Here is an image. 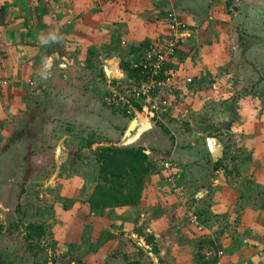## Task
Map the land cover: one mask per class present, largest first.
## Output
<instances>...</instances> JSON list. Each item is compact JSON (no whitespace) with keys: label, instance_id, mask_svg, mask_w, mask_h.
Masks as SVG:
<instances>
[{"label":"crops","instance_id":"1","mask_svg":"<svg viewBox=\"0 0 264 264\" xmlns=\"http://www.w3.org/2000/svg\"><path fill=\"white\" fill-rule=\"evenodd\" d=\"M172 15L179 16L189 25L188 36L172 64L181 78L176 81L174 89L179 108L172 111L171 117L179 119L180 106L187 108L180 112L194 114L207 109L209 104L213 107V101L218 107L223 96L210 98L212 90H206L202 85L207 77L216 79L217 87H222L225 82L240 87L257 80L259 71L254 69L264 65V0H239L238 3L233 0H0V117L5 119L0 121V130L6 133L0 136V148L5 146V141L13 140L9 133L12 126H15L14 131H27L34 116L42 111L60 115V108L71 121L72 130L79 134L84 131L111 133L107 136L113 139L111 136H117L122 128V132H126L129 117L116 113L118 110L108 108L102 102V94L111 83L106 68L108 64L111 68V64L117 61L123 77H127L123 64L135 61L150 42L167 38L171 32ZM208 61H214L215 65H207ZM261 83L262 80L259 85ZM252 88L253 85L248 87L249 92ZM32 92L40 101L48 100V108L32 104ZM251 96L255 97L254 94ZM235 101L240 99L235 97ZM226 104L220 103L219 112V117L224 115L225 119L231 117L230 112L233 116L234 111L231 103ZM114 113L125 116L123 118L127 121L120 116L118 121H111L116 117ZM102 118L106 119L103 125L98 123ZM225 121L234 124L232 119ZM248 123L251 133L253 127L250 120ZM200 125L199 131L203 133L220 127L219 123L209 125L207 121ZM169 128L177 138L176 130ZM234 129L232 126L229 131L235 132ZM208 136L214 137L223 147L214 132ZM176 138L169 158L179 164L187 163L195 148H183L180 152V141ZM249 141H252L249 143L251 154L241 164V175L252 170L255 179L264 184V139ZM192 169L201 171L198 166ZM160 170L159 174L152 176V183L148 186L147 200L154 208L165 199L158 194L159 190L167 188L171 181L167 171ZM215 182L211 185L214 186ZM221 185L216 191H208L209 195L203 193L199 202L206 201L216 212L229 214L232 223L227 227H233L235 231L230 234L225 229L215 238L213 231L219 226L213 224L207 228L199 221L211 235L208 240L202 238L204 246L217 242L223 251L222 254L210 252V260L205 264H264V207L245 203L239 207L240 214L235 203L230 202L225 207L221 201L230 200L226 192L234 191V188L233 184L223 181ZM209 186L206 184L207 189ZM227 186H231V190ZM175 204L172 208H176ZM204 216L207 219L210 214ZM175 227L167 223L166 235L176 236L173 239L177 241L176 254L186 249L196 236L181 226L185 236L177 239L183 235V230L179 235L173 230ZM178 258L180 261L182 256Z\"/></svg>","mask_w":264,"mask_h":264},{"label":"rangeland","instance_id":"2","mask_svg":"<svg viewBox=\"0 0 264 264\" xmlns=\"http://www.w3.org/2000/svg\"><path fill=\"white\" fill-rule=\"evenodd\" d=\"M207 65H215V62L208 61ZM254 70L259 71V75L257 80H251L248 85L237 87V84L225 82L222 87H217V80L212 77H207L202 84L206 90H212L210 98L223 96L219 100L221 105L231 103L233 116L230 112L229 118L225 119L224 115L219 117L221 106L220 103L218 107L215 106L214 101L213 107L209 104L207 109H203L199 114L182 113L180 110L187 108L180 106L177 115L179 119L171 117L170 113L149 118L150 127L142 128L134 140L123 145L144 146L151 161L161 163L162 168V163L168 158L167 155L171 153L176 142L175 134L173 137L172 131L165 130L166 125L168 129L170 126L176 130L180 152L183 148H195L191 160L178 163V168L175 167L176 174L167 188L158 189V194L163 196L166 202L165 199L162 200L155 208L147 200V194H150L148 185L140 206L93 210L88 204L99 171L97 149L109 140L110 136L107 135L111 133H77L72 130L71 121L62 108L59 110L60 115H50L42 111V114L34 118L30 116L34 121L30 123V127L27 126V131H14L15 126H12L13 129L10 128L9 133L13 135V140L5 141V146L0 148V264H131L137 260L140 264H167L175 254L177 243L173 240L176 236L166 235L167 223L171 227L176 225L173 230L179 235L183 230V235H177V239L185 236V230L181 226L196 236L188 243L186 249L176 252L172 260L179 264H205V261L210 260V252L217 254L221 249L218 248L217 242L201 246L202 238L208 240L211 235L205 227L200 229L194 218L203 222L207 228L208 225H218L219 229L213 231L215 238L223 234L225 229L230 234L235 229L227 227L228 223H232L229 214L216 212L217 210L206 201L199 202L197 195L201 190L209 195L208 191H216L217 187L221 188L222 181L227 182L233 184L234 191L226 192V196L231 199H222V205L228 207L230 202L235 203L237 211L245 203L264 207V184L255 179L252 170H248L247 175L238 176L236 167H239V164L229 160L231 155L242 154L248 157L251 154L249 143L252 141L249 139H264V94L260 95L264 93V65ZM261 80L262 84L259 85ZM7 82L9 83L4 81L5 84ZM251 84L253 88L249 92L248 87L251 88ZM34 93H31V103L36 107L48 108V100L40 101ZM252 93L255 97L251 96ZM235 97L240 101H235ZM116 113V117L111 119L113 122L118 121L119 116L125 117ZM205 119L209 125L219 123L220 127L216 126L219 130L213 129L212 132L223 143V148L226 146L230 149L227 160L232 169L231 173L214 166L224 153L222 150L219 159L213 160L206 142V136L212 132L199 131L202 128L200 123H206ZM231 119L234 124L226 123L225 120ZM3 120L5 119L0 117V121ZM101 120L98 123L103 125L106 119ZM248 120L253 127L251 133ZM226 125L228 127H225ZM232 126L236 128L235 132L229 131ZM1 131L5 130H0V136L3 134ZM124 135L125 131H120L117 136L112 135L111 137L116 139L111 140L119 146ZM195 166L201 171L192 169ZM160 169L158 170L161 171ZM147 179L152 183L151 177L147 176ZM216 180L219 181L216 183ZM214 182L216 184L211 185ZM208 183L210 186L207 189ZM227 187L231 190V186ZM174 204L176 208H172ZM205 213L210 214L207 219ZM39 224L46 226V233L40 239L34 238L30 244L27 240L28 232L32 231L30 227ZM165 238L166 243H163ZM155 243L162 245L163 248H160L164 254L153 252ZM141 251L144 254L140 257ZM180 255L182 259L179 261ZM168 257L171 259H167Z\"/></svg>","mask_w":264,"mask_h":264},{"label":"trees","instance_id":"3","mask_svg":"<svg viewBox=\"0 0 264 264\" xmlns=\"http://www.w3.org/2000/svg\"><path fill=\"white\" fill-rule=\"evenodd\" d=\"M182 44L183 43L180 42L178 43V46ZM123 68L127 72V77L123 79L125 81H121L134 82L138 75V69L134 68L132 64H123ZM102 75L105 76L104 71L102 72ZM116 82L117 81H114L113 83ZM107 91L108 88L102 96H104ZM103 104L107 107L104 102ZM136 106L141 112L143 111L140 104L136 103ZM120 112L127 115V113L122 110H120ZM128 117L129 120H131V116L129 115ZM164 128L165 130H168V132L171 131L166 125ZM120 131H123V128ZM171 136L174 137L173 133ZM102 144L104 145L97 149V162L99 164L97 183L88 199V204L93 210H104L123 206H139L142 197L145 194L146 186H149L150 184V181H148V179L146 180L147 176L152 178L153 175L159 174L160 172L158 169L161 168V163L156 164L151 161L148 151L144 146H118L117 143L111 139ZM229 151L230 149L225 147L224 156L214 163L216 169H223L226 172L231 173L232 169L229 167L230 163L227 160L228 154L230 153ZM243 156L244 155L242 154H235L231 155V158H229L234 164H239V167H236L238 176H241L240 167L246 158ZM167 157V159H169V155H167ZM167 159H165L164 162ZM174 163L175 167L178 168V162L174 161ZM194 201H196V199H194ZM30 229H32V231H29V234L27 235V240L30 244H32L31 242H33L34 238L40 239L46 233V226L43 224L32 225ZM200 244H202L201 246H204L203 243ZM160 246L163 248L160 243H155L153 252L162 255L163 249H161ZM143 254V251H141L140 257ZM162 259H164V256ZM167 259H171V257H168ZM166 263L174 264V261L171 259ZM131 264H140V261L137 260Z\"/></svg>","mask_w":264,"mask_h":264},{"label":"built area","instance_id":"4","mask_svg":"<svg viewBox=\"0 0 264 264\" xmlns=\"http://www.w3.org/2000/svg\"><path fill=\"white\" fill-rule=\"evenodd\" d=\"M170 20L169 36L161 41L150 42L131 63L138 69L136 80L134 82L117 80L116 83H110L108 91L103 96V102L107 107L126 112L127 116H131V120L138 114L147 124L150 123L149 118L171 114L174 109L179 108L174 89L177 87L176 81L180 80L181 76L173 69L172 64L180 47L178 43H184L188 36V24L177 15H172ZM136 103L141 105L142 112ZM162 168L169 171V179H173L176 174L173 159H167ZM195 218L194 221L202 229L203 225ZM219 253L222 254L223 251Z\"/></svg>","mask_w":264,"mask_h":264},{"label":"water","instance_id":"5","mask_svg":"<svg viewBox=\"0 0 264 264\" xmlns=\"http://www.w3.org/2000/svg\"><path fill=\"white\" fill-rule=\"evenodd\" d=\"M108 64V62H107ZM111 64V63H110ZM111 65V68L109 67V64L106 68V73H107V77L109 79V82H113L116 79L117 80H122L125 77L124 73L121 72V67L119 66V63H117V61L113 62ZM262 84V83H261ZM147 123H144L141 120V117L137 114L135 116V118L130 122L124 137L122 138V141L119 143V146H123L126 145L128 142H130V140H134V137H136V135H138L139 131L142 130V128H146L150 127V123L148 125H146ZM148 129V128H146ZM206 142H207V146L209 149V152L211 154V156L213 157V160H217L219 155L221 154V151L223 149L222 145L212 136H208L206 138ZM204 193V191H200L198 193V197H200L202 194ZM196 196V197H197Z\"/></svg>","mask_w":264,"mask_h":264}]
</instances>
